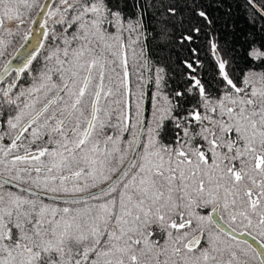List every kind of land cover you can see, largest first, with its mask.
I'll return each mask as SVG.
<instances>
[{
    "label": "snow or ice",
    "instance_id": "1",
    "mask_svg": "<svg viewBox=\"0 0 264 264\" xmlns=\"http://www.w3.org/2000/svg\"><path fill=\"white\" fill-rule=\"evenodd\" d=\"M233 4L0 0V264H264V0Z\"/></svg>",
    "mask_w": 264,
    "mask_h": 264
},
{
    "label": "trees",
    "instance_id": "2",
    "mask_svg": "<svg viewBox=\"0 0 264 264\" xmlns=\"http://www.w3.org/2000/svg\"><path fill=\"white\" fill-rule=\"evenodd\" d=\"M205 2H207V0H205ZM229 4H233V0H225V5H229ZM224 10L225 9H220V10H214L213 11V15L214 16H219V17H222L223 18V15H224ZM233 12H234V18L237 19V23L242 26V27H246V22L244 21L243 19V14L242 12L235 8V5L233 4ZM222 22V21H221ZM157 52L159 53V55L161 57L165 56L167 54V51H161L160 49H157ZM177 55H183L182 52H176Z\"/></svg>",
    "mask_w": 264,
    "mask_h": 264
}]
</instances>
